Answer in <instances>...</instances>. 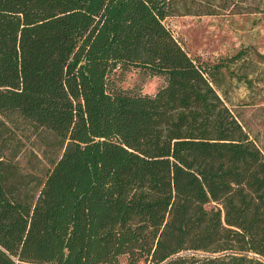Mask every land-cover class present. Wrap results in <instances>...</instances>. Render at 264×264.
Here are the masks:
<instances>
[{
    "label": "trees",
    "instance_id": "obj_1",
    "mask_svg": "<svg viewBox=\"0 0 264 264\" xmlns=\"http://www.w3.org/2000/svg\"><path fill=\"white\" fill-rule=\"evenodd\" d=\"M216 14L264 0H0V113L54 139L37 178L0 136V264H264V153L215 89L240 54L164 22Z\"/></svg>",
    "mask_w": 264,
    "mask_h": 264
},
{
    "label": "rangeland",
    "instance_id": "obj_2",
    "mask_svg": "<svg viewBox=\"0 0 264 264\" xmlns=\"http://www.w3.org/2000/svg\"><path fill=\"white\" fill-rule=\"evenodd\" d=\"M164 22L198 62L240 54L223 69L215 89L249 139L264 153V14L181 15ZM120 78L123 88L148 94H154L162 83L159 77L138 68H130ZM0 136L8 146L7 153H14L17 168L39 178L53 154L46 146L53 137L12 112L0 113Z\"/></svg>",
    "mask_w": 264,
    "mask_h": 264
}]
</instances>
